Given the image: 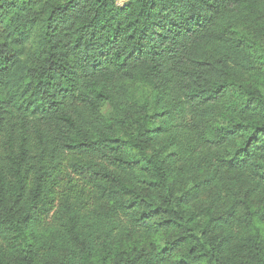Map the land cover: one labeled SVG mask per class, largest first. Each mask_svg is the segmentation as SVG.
Masks as SVG:
<instances>
[{
    "label": "trees",
    "instance_id": "obj_1",
    "mask_svg": "<svg viewBox=\"0 0 264 264\" xmlns=\"http://www.w3.org/2000/svg\"><path fill=\"white\" fill-rule=\"evenodd\" d=\"M0 264H264V0H0Z\"/></svg>",
    "mask_w": 264,
    "mask_h": 264
}]
</instances>
